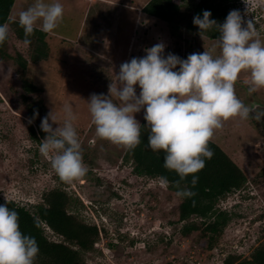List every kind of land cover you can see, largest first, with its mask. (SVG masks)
I'll list each match as a JSON object with an SVG mask.
<instances>
[{
	"label": "rangeland",
	"instance_id": "rangeland-1",
	"mask_svg": "<svg viewBox=\"0 0 264 264\" xmlns=\"http://www.w3.org/2000/svg\"><path fill=\"white\" fill-rule=\"evenodd\" d=\"M113 1L116 4L109 5L114 7L106 9L83 0H60L64 13L58 27L45 37L34 33L25 47L18 14L34 0H17L8 38L0 45V198L35 213L46 194L66 192L70 214L106 231L94 250L85 254L89 264H224L229 257L250 260L264 243V145L257 147L261 162L252 165L244 188L217 205L229 218L224 231L209 232L208 222L194 217L190 223L197 224L199 230L184 235L186 223L180 222L179 212L182 199L160 180L134 177L132 167L123 160L127 148L96 136L88 107L93 94L108 95L109 84L116 81L127 55L137 57L132 49L128 53L135 33L143 44L154 28L159 30L163 44L166 39L165 56L172 53L186 59L206 50L219 55L217 39L205 35L202 39L187 28L202 0H177L182 19L174 25L142 16L140 10L151 0ZM204 8L211 11L218 25L230 11H239L243 27L251 21L254 39L264 43V0L223 4L210 0ZM248 78L242 73L236 82L238 98L246 106L250 100L264 105V89L249 94L244 82ZM136 90L139 95V86ZM65 104H71L77 116L74 126L87 167L86 175L71 183L62 182L50 159L39 153L44 139L42 119L53 111L58 123L53 128L62 126ZM37 110L39 117L29 124ZM143 116V110L136 114L140 124ZM211 141L232 158L254 162L255 144H264V117L257 119L250 113L247 120L225 121ZM45 231L51 241L61 240L48 228Z\"/></svg>",
	"mask_w": 264,
	"mask_h": 264
},
{
	"label": "clouds",
	"instance_id": "clouds-1",
	"mask_svg": "<svg viewBox=\"0 0 264 264\" xmlns=\"http://www.w3.org/2000/svg\"><path fill=\"white\" fill-rule=\"evenodd\" d=\"M60 0H34L18 14L23 29L25 47L39 28L51 33L63 18ZM210 11L193 18V24L204 34L214 26L218 29L219 55L209 51L192 53L186 59L169 53L165 45L157 43L145 49L146 55L120 65L116 81L109 84L108 95L93 94L88 107L96 136L114 145L134 149L141 143L142 125L136 114L142 110L147 122L148 147L163 152L164 167L178 174L175 196L180 199L196 195L180 181L191 176V188L198 184V173L214 153L209 147L216 130L225 121L235 118L247 120L251 109L240 100L235 84L242 73L249 94L264 89V43L254 39L256 33L251 21L243 27L239 11H230L223 24L218 25ZM8 23L0 24V45L8 38ZM179 69L178 71L176 69ZM137 86L140 92L137 95ZM63 125H58L54 112H49L40 124L46 136L39 143V153L50 159L51 167L62 182L71 183L83 178L87 167L82 147L74 126L77 119L71 104L63 105ZM256 118L264 117L257 113ZM39 117L38 110L28 120L32 124ZM51 121V123H50ZM160 183L168 186L167 177ZM0 204V264H35L39 255L37 240L22 233L19 214Z\"/></svg>",
	"mask_w": 264,
	"mask_h": 264
},
{
	"label": "trees",
	"instance_id": "trees-1",
	"mask_svg": "<svg viewBox=\"0 0 264 264\" xmlns=\"http://www.w3.org/2000/svg\"><path fill=\"white\" fill-rule=\"evenodd\" d=\"M217 1L219 4H223L233 0ZM15 2L16 0H0V24L13 22L11 13ZM209 2L210 0H202L194 12V16L202 15L205 11L204 5ZM143 13L170 25H174L182 19L181 8L177 4V0H151L143 9ZM187 28L196 33L200 32L193 24V20L187 23ZM20 33L22 36L24 32ZM34 33L42 37L46 36L40 30H35ZM204 35L212 39L219 38V32L215 26ZM141 125V143L136 148L127 150L124 162L132 165L135 176L156 180H160L161 176L167 177L169 181L167 188L176 192L175 184L180 180L178 174L165 169V154L163 152H153L148 147L147 122L143 120ZM42 136L45 138L46 134L42 132ZM209 147L214 155L212 159L206 160L205 168L197 174L199 177L197 186L194 189L191 188V176L180 181L181 187H188L196 193L192 198L182 199L179 206L180 222L186 223L183 228L184 235L199 230L197 224L190 223L194 217L208 222L205 223L207 231L216 234L222 233L229 218L226 213L217 209V205L228 196L239 192L247 183L244 172L220 146L211 141ZM7 201L10 210H15L19 214L22 233L37 240L39 255L35 264H89L85 259V254L92 252L98 241L104 239L106 233L104 228L88 225L68 212L70 197L64 191L53 190L46 194L44 204L40 205L35 213L14 201ZM5 203L6 200L0 198V204ZM45 228L51 230L61 240L51 241L46 236ZM224 264H264V243L255 249L250 260L229 257Z\"/></svg>",
	"mask_w": 264,
	"mask_h": 264
},
{
	"label": "crops",
	"instance_id": "crops-1",
	"mask_svg": "<svg viewBox=\"0 0 264 264\" xmlns=\"http://www.w3.org/2000/svg\"><path fill=\"white\" fill-rule=\"evenodd\" d=\"M84 2H86L88 5L89 4H92V5H95V4H98V5H100V6H105L104 8H106V9H108V7H110V8H113L114 6L113 5H109V4H113V2H115L114 4H116V1H113V0H83ZM16 2H17V0H16ZM16 2H15V4H16ZM15 6V5H14ZM145 8V7H144ZM143 8V9H144ZM89 10V9H88ZM141 11V13H142V16H144L145 18H146V16H148V15H146V14H144L143 13V10H140ZM90 14V13H89ZM143 17V18H144ZM149 17H151V16H149ZM12 18V17H11ZM154 18V17H153ZM13 20V19H12ZM18 22V21H17ZM37 30H39V29H37ZM138 30H142L141 29V27H139V29ZM144 30V29H143ZM160 32H159V30H157L156 28H154L153 29V31H152V33H151V38L150 39H147V40H149L150 42L149 43H151V45L147 42V44H144V42H146L147 40H145V41H143V44L141 43V44H139L140 42H139V38H141V37H139V35H137V33H135L134 34V36H132L133 38H132V41L130 42V45H129V48H128V53H129V51L132 49V52H137V57L136 58H141V57H143V56H145L146 55V52H145V49H149V48H151L152 46H153V44L154 43H162V40H163V35L161 36L160 34H159ZM160 35V36H159ZM164 41L166 42V39L164 38ZM165 42H164V45H165ZM136 50V51H135ZM165 50H166V47H165ZM94 58H96V59H98L99 60V58L98 57H96V56H94ZM111 58V59H110ZM109 59L113 62L114 60H112V57H110ZM134 57H133V54L131 53V55H130V57H129V54L127 55V57H126V59L124 60V63L125 62H128V61H130L131 59H133ZM254 101H256V100H250V102H249V105H248V107L252 110V103L254 102ZM251 113L253 114V115H255L252 111H251ZM262 145H264V144H262L261 142H257L256 144H255V147H254V154L257 156L256 158L257 159H254V160H256V161H254L253 162V160H246V158L245 157H243V159H239V160H237V159H235V158H232V157H230L229 156V154H227L223 149V151L233 160V162L234 163H236L239 167H240V169L244 172V174L246 175V177L247 178H249V176H248V172H249V170H251V168H252V165H255V164H260V157H259V155H258V150H257V147H260V146H262ZM219 146V145H218ZM127 150H128V148H127ZM127 152V151H126ZM126 154V153H125ZM125 156V155H124ZM124 160V159H123ZM131 167H132V165L131 164H129ZM132 172H133V167H132ZM134 177H136V178H143V179H148V180H151V181H158V180H156V179H149V178H146V177H138V176H135L134 175ZM167 187V186H166ZM167 190H169V189H167ZM170 193H172V194H174L175 195V192H172V191H170Z\"/></svg>",
	"mask_w": 264,
	"mask_h": 264
},
{
	"label": "water",
	"instance_id": "water-1",
	"mask_svg": "<svg viewBox=\"0 0 264 264\" xmlns=\"http://www.w3.org/2000/svg\"><path fill=\"white\" fill-rule=\"evenodd\" d=\"M252 112L254 113V114H256V112L257 113H264V105H262L260 102H258V101H254L253 103H252Z\"/></svg>",
	"mask_w": 264,
	"mask_h": 264
}]
</instances>
